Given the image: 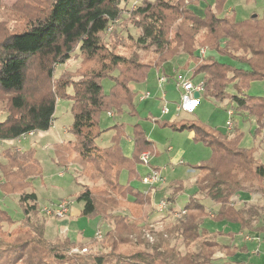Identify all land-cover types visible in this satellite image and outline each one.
I'll list each match as a JSON object with an SVG mask.
<instances>
[{
  "label": "trees",
  "instance_id": "obj_1",
  "mask_svg": "<svg viewBox=\"0 0 264 264\" xmlns=\"http://www.w3.org/2000/svg\"><path fill=\"white\" fill-rule=\"evenodd\" d=\"M200 1L194 0L181 11L177 40L182 54L186 56L184 66L188 68L192 64L191 77L204 75V94L207 97L231 100L237 104L239 111L254 117L259 133L264 129V97L251 96L246 91L251 83L264 81V16L251 17L246 21H238L234 15L223 16L222 4L225 0H217L215 5L207 6L204 17H200L191 9ZM171 10L173 7L168 3L148 2L137 6V14L145 21L139 42H149L155 47L157 60L153 65L131 66L132 62L125 57L109 54L105 71H94L71 85L73 124L69 132L73 134L74 141L66 148L76 154L75 161L80 168L88 172V166H91L89 179L96 184L94 187L83 184L76 201L82 206L83 217H98L111 227L104 234L98 229L102 238L98 239L96 232L88 242H104L103 246L109 244L111 252L106 255L79 252L71 257L60 253L59 249L66 251L73 245L69 241L60 245L59 239L51 241L47 238V217L42 213L37 194L25 192L26 187L32 188V185L11 181L14 174H38L39 166L33 158L35 150L17 153L9 147L4 153L7 162L0 164V186L6 196L21 192L19 202L25 218L22 222H15L0 209V264H52V261L65 264H109L112 261L114 264H235L229 258L247 249L224 245L215 238L216 235L232 237L239 232L254 230L264 242V224L254 228L259 216L257 206L246 204L237 208L236 200L241 191L252 195L255 193L257 201L264 200V163L255 157V148L241 146L243 134L237 130L227 136L193 120L182 119L177 124H163L175 131H191L196 142L204 143L212 151L210 161L192 167L197 171V194L185 207V214L175 218L163 230H148L154 223H149L150 227L144 224L148 217L145 208L152 205L157 188L148 190L137 202L130 198L128 185L120 181V174L124 170L130 177L136 175L135 168L140 163L141 154L148 152L152 155L154 145L142 127L136 124L132 127L134 153L127 156L120 146L126 136V124L117 122L107 131H102L99 126L100 114L107 111L109 115L113 111L118 117L125 114L135 116L136 96L131 85L146 82L152 70L165 75L163 66L179 57V51L170 52L167 47L169 31L166 17ZM120 14V0H55L47 15L23 32L12 34L0 42V91L12 96L11 111L4 120H0V142L16 141L30 133L49 131L55 120L56 98L63 96L68 89L63 85L53 97H44L39 102L29 101L25 86L31 64L35 60L42 67L48 63L51 66L64 64L76 47L88 58L98 57L103 50L101 35L108 31ZM205 46L217 54L239 60L248 69L233 68L212 56L199 61L200 49ZM121 65L126 69L120 73V77L110 75ZM48 72L51 75L52 69ZM191 77L188 76L190 80ZM105 78L114 83L110 94L104 92L101 83ZM231 86L235 88V94L228 92ZM106 132H114L112 143L99 147L97 140ZM12 151H16L15 155ZM59 162L66 168L74 164L63 158ZM160 191L157 189V192ZM173 192L178 191L174 189ZM174 196L168 197L171 211L174 209ZM204 199L217 206V209L211 210L215 222L213 226L206 224L211 215ZM114 209H118L122 215L112 219L110 212ZM6 225L12 229L5 231ZM212 227L221 229L213 234ZM235 227L238 228L235 230ZM147 232L152 233V242L147 238ZM172 237L181 239L188 252L183 254L172 246ZM75 247L79 250L85 248L79 245ZM129 248L139 251L123 257Z\"/></svg>",
  "mask_w": 264,
  "mask_h": 264
},
{
  "label": "rangeland",
  "instance_id": "obj_2",
  "mask_svg": "<svg viewBox=\"0 0 264 264\" xmlns=\"http://www.w3.org/2000/svg\"><path fill=\"white\" fill-rule=\"evenodd\" d=\"M54 1L55 0H0V42L12 34L23 32L35 21L47 15ZM148 2L152 4L168 3L173 7V10H171L166 17V28L169 31L167 47L170 52L179 51L180 55L178 58L163 66L167 76L169 75L171 78H174L176 74L175 71L177 70L179 74L191 77L193 66L192 64H190L188 68L184 66L187 61L185 54H182L181 52L182 48H179L178 46L177 31L181 24V11L185 7L194 3V0H120L121 14L119 18L111 24L108 31L101 35L103 50L98 57L93 59L88 58L78 47H76L71 58L64 64L51 66L48 63L45 67H42V65L35 60V62L29 67L27 71L25 94L31 102H39L44 97L48 96L53 97L55 92L59 90L61 86H68L66 93H63V96L60 95L56 98L57 108L54 116L55 120L49 131L34 133L31 136H26V138H21L16 141L0 142V164H5L7 162L4 158V153L9 147L13 148L11 150H16L17 153H26L31 149L35 150L33 158L36 159L39 166V171H37L38 174L35 176H31L29 172H24V176L21 174H14L11 181L16 184L22 182V185H32V188L26 187L25 192H35L38 195V202L41 209L44 207H53L62 200L74 201L73 207L80 209V205L77 203L76 198L82 190V185L89 184L91 187L96 185L89 179V176L92 174L91 166H88V172L85 168H80L75 161L77 157L76 154L70 152L66 148L71 141H74L73 134L69 132V129L73 124L71 98L73 95V89L71 85L81 81L83 77L89 76L94 71H105V65L106 63H109L107 60L109 54H116L125 57L132 62L131 66L140 64L147 67L156 62L157 53L155 47L151 46L149 42L146 44L139 42V39L143 36L141 27L145 21L137 14L136 10L137 6ZM216 2L217 0H201L199 4L192 5L191 9L198 16L204 17L207 6L215 5ZM221 15H234L238 21H246L254 15L263 18L264 0H225L222 4ZM202 49L207 50V57L212 56L222 64H227L233 68L248 69L246 64L241 63L239 60H235L230 56L217 54L216 52L209 50L206 46L200 50ZM199 61H205V58L200 56ZM49 69H52L51 75L48 74ZM116 69L117 70L111 72L110 75L120 77V73L124 72L126 68L121 65ZM203 79L204 75L202 74L191 77L194 84H199ZM101 83L104 92L110 94L112 87L114 86L113 80L105 78ZM131 89L136 96L134 101L136 107L135 116L131 117L125 114L124 116L118 117V114L113 111H111L112 115L109 116L107 111H103L100 114L99 126L102 131H107L115 126L117 122H124L126 124V136L121 140L120 146L127 156H133L134 153L135 147L133 144L132 127L136 124H139L142 127L148 140L154 145L151 150L152 155L150 164L153 169L161 170L162 175L167 181L165 183L166 186L165 184H162L157 187V189H160L161 191L157 192L156 189V194H153L154 197L152 204L154 206L163 199L175 196L173 197L174 209L171 213L168 211L169 213L160 214L157 211V213H155L151 207L145 208L149 217H146L147 220H145L144 224L147 226L149 223H154V228L147 227L148 230L154 229L160 231L174 222V215L183 208L184 197L189 199L187 202L188 204L192 201V196L197 194V187L195 184L197 176L196 174L191 173L192 167H199L210 161L212 157L211 149L202 142H196L191 131H175L170 128V126L165 127L163 124H177L182 119H187L205 125L222 135L231 136L237 130L240 134H243L241 146L247 149L255 148L257 150L255 157L264 162V129L258 133V125L256 124L255 118L239 111L235 102H232L231 100L220 101L216 98L207 97L203 93L193 114L189 115L183 112L177 113L176 107L177 104L181 102V95L175 90V86L171 81V83L164 89L167 93L166 100L170 112L168 115L164 116L162 110L165 104L155 98L157 97L160 99L162 96V93L158 90L157 86L156 70H152L149 73L146 82L133 84L131 85ZM228 92L230 94H235L236 90L231 86L228 88ZM146 93H151L153 95L152 99L146 103H141L140 98ZM246 93L251 96L264 97V81L251 83ZM11 97L10 94L0 91V120H4L11 111ZM228 109H233L235 112V115L232 117L234 122V129L232 132H229L226 128ZM113 114L114 117H112ZM156 121L158 122L156 123ZM113 133L114 132H106L102 138L97 140V145L99 147L110 146ZM169 148H171V150H169ZM16 151H12L13 154ZM60 158L72 163L75 161V163L66 168L60 165ZM180 161L181 163H179ZM135 171L136 175L132 177L129 176L127 171H122L120 174L121 183L128 185L129 188L138 192H140V190L148 189L149 187L142 183L141 178L148 174L149 169L143 164L138 163ZM61 173H64L63 177L60 176ZM1 183L0 180V185ZM174 183L179 184H177V186H171ZM180 183L182 184L180 185ZM174 189L178 192H173ZM20 193L21 192L18 191L15 194L6 196L3 194L0 186V209L7 212L15 222H22L25 218L23 208L19 202ZM254 195L255 193L253 194V201L247 203V205L255 204L257 206L259 216L254 223V228H256L264 224V200L257 201L255 200L256 197ZM180 197L183 201H180ZM99 200L101 199L99 198ZM203 202L207 206L211 215L210 218L206 220V224L213 226V223L215 222L212 220L213 215L211 210H213L215 206L213 203H210L208 199H204ZM244 206L245 205L240 207L237 206V208H242ZM158 214L160 216H158ZM110 215V218L113 219L116 216H121L122 212L118 209H114L110 212ZM66 218L62 220L46 218L47 235L51 237L58 236V244L64 245L66 244V241H69L70 243V240L66 239L68 235L66 232L64 233L67 224L69 231L76 232L77 234L83 233V235H85V240L77 244L88 249L89 253L85 255L91 253L106 255L111 252L109 244L103 246L104 242L100 244L88 243L91 238L95 237L98 229L104 234L108 229H111L110 226L103 223L98 217H85L82 221L73 224L66 223ZM11 229L12 228L7 225L4 228L5 231ZM211 229L213 234H215L217 233V229H221V227H212ZM249 233L250 235L245 234V236L242 237V241L246 238H257L254 230ZM216 236L217 237L215 238L221 242L235 246L238 244L239 247L242 246V242L239 243L241 238L236 241L232 238H226L221 235ZM104 237L102 240H104ZM170 242L171 245L175 246L181 251V253L185 254L188 252L185 246L181 244V239L172 237ZM75 246L76 245H73L69 249H66V251L65 249H59L61 250L60 253L64 254L66 257L74 256L70 251L72 248H76ZM254 246L255 248L253 249L249 246L247 247L248 251L252 254L239 256L237 257V260H234L233 262L235 264H264V242L258 237L256 242H254ZM137 251H139V249L130 250L129 248V251L126 252L123 257L132 255ZM257 259L261 260L258 262ZM51 263L65 264L64 262L61 263L54 261ZM109 264H114V262L112 261Z\"/></svg>",
  "mask_w": 264,
  "mask_h": 264
},
{
  "label": "built area",
  "instance_id": "obj_3",
  "mask_svg": "<svg viewBox=\"0 0 264 264\" xmlns=\"http://www.w3.org/2000/svg\"><path fill=\"white\" fill-rule=\"evenodd\" d=\"M201 57L205 58L207 55V50L202 49L200 51ZM169 82L168 76L162 75L158 79V85L159 88H161L163 85L167 84ZM177 83L180 87L181 90V102L177 104V112L178 113H185V114H192L196 110V107L199 103V99L195 98V93L201 95L205 91V84L199 83V84H194L192 80L189 78H186L185 76H178L177 78ZM151 96L150 93H146L141 97V101H144L146 99H149ZM165 106L163 108V115H168L169 110H168V105L166 102V99L164 95H162L161 99ZM166 102V103H165ZM112 114L110 113L109 116ZM235 115V112L233 109H228L227 110V116L228 120L226 123V128L229 132H232L234 129V122L232 120V117ZM34 133H30L26 136H31ZM26 136H23L22 138H26ZM150 159L151 155L148 152L142 153L140 156V163L143 164L144 166H150ZM64 173H61L60 176L63 177ZM142 183L149 187L148 190L151 189H156L159 185L163 184V178L160 173V171L151 169L149 173L142 178ZM147 190V191H148ZM146 191V193H147ZM74 201H69V200H62L60 201L57 205H54L53 207H44L42 208V213L49 218H56V219H64L68 216V214L71 211V208L73 207ZM171 203L168 201V198L161 200L158 204H156V211L160 214H165V213H171L172 211L170 210ZM169 211V212H168ZM185 214V207H183L178 213L174 215L175 218H180ZM154 228V225L151 226ZM96 237L98 239L102 238V233L100 231L97 232ZM147 238L152 242L154 240V237L151 232H147ZM87 253L88 249L84 248L79 250L78 248H72L70 253Z\"/></svg>",
  "mask_w": 264,
  "mask_h": 264
},
{
  "label": "crops",
  "instance_id": "obj_4",
  "mask_svg": "<svg viewBox=\"0 0 264 264\" xmlns=\"http://www.w3.org/2000/svg\"><path fill=\"white\" fill-rule=\"evenodd\" d=\"M175 77L174 78H171L169 75V82L167 83V84H165V85H163L161 88H159V85H158V79H159V77L160 76H162L163 74H161V73H157V86H158V90L162 93V95H164V97H165V99H167V93H166V91L164 90L165 88H166V86L168 85V84H170L171 83V81L173 82V85L175 86V90L178 92V93H180V95H181V90H180V87H179V85H178V83H177V78H178V76H180V75H182V76H184L183 74H179V72L176 70L175 71ZM165 76H167L166 74H165ZM186 78H188L187 76H185ZM204 80H202L200 83H202ZM135 90V89H134ZM151 94V93H150ZM152 94H151V96H150V98L149 99H146V100H144V101H141L140 100V102L141 103H146L147 101H149V100H151L152 99ZM141 97H143V96H141ZM201 97H202V95H201ZM200 97V98H201ZM157 100H160V101H162L161 99H162V96H161V98L160 99H158L157 97H155ZM141 99V98H140ZM163 102V101H162ZM166 102H167V100H166ZM165 102V103H166ZM164 103V102H163ZM168 105V104H167ZM176 112H177V107H176ZM170 113V112H169ZM178 113V112H177ZM193 114V113H192ZM190 115V114H189ZM164 116H166V115H164ZM187 120V119H186ZM264 133V132H263ZM192 136H194V134L192 133ZM169 150H171V148H169ZM256 152H257V150H256ZM262 162H263V160H262ZM179 163H181V161L179 162ZM264 163V162H263ZM147 167V166H146ZM147 169H149V171L151 170V169H153L152 168V166H151V164H150V166H148L147 167ZM155 170H158V171H160V173H161V175H162V172H161V170H159V169H155ZM191 173L192 174H196V176H197V171L196 170H193V169H191ZM149 173V172H148ZM162 178H163V184H165L166 183V181H167V179L162 175ZM165 186H166V184H165ZM148 189H144V190H140V192H138V191H134V190H132L131 188H129L128 189V192H129V195H130V198L131 199H133V200H135V201H137V202H139L140 200H141V198L146 194V191H147ZM170 191V190H169ZM251 196V197H250ZM37 197H38V195H37ZM188 198H186V197H184V205L182 206V207H186V204H187V202H188ZM236 200H237V206L238 207H240V206H242V205H246L247 203H250L251 201H253V195H251V194H249V193H247V192H244V191H241V192H239L238 194H237V197H236ZM38 201H39V198H38ZM180 201H183V199L180 197ZM210 203H212L211 201H210ZM182 204V203H181ZM80 205V209H77V208H72V210L70 211V214L68 215V217L65 219L66 221V223H69V224H73V223H75V222H80V221H82L85 217H83L82 216V208H81V204H79ZM181 206V205H180ZM151 208H153V211L155 212V213H157L156 212V204L153 206V204L150 206ZM215 208H217V206H215ZM214 208V209H215ZM154 213V214H155ZM158 216H160L159 214H158ZM149 217V216H148ZM160 218V217H159ZM76 220V221H75ZM64 222V223H65ZM238 227H235V228H233V229H237ZM234 230V232H238V231H235ZM219 231V229H217V232ZM66 232V234L68 235V237L66 238V239H68V240H70V243L72 244V245H77L79 242H83L84 240H85V235H83V233H76V232H71V231H69V229H68V227H67V224H66V226H65V229H64V233ZM250 232V231H249ZM248 231H243V232H239V234H237L236 236H232V237H226V238H232V239H234V240H236V241H238V239L239 238H241L239 241V243H241L242 242V246L241 247H239L238 246V244H236V246L235 245H233V246H235L237 249H242V248H245V249H247V247L249 246V247H251V249H253V248H255V246H254V242H256V239H258V237H260V236H258V234L256 233V237L257 238H249V239H245V240H243L242 241V237L243 236H245V234H248V235H250V233H249ZM80 235V236H79ZM248 235H247V237H248ZM47 238L49 239V240H51V241H53L54 239H58V236H55V237H51V236H48L47 235ZM89 239V238H88ZM260 239V238H259ZM86 240H87V238H86ZM219 241V240H218ZM220 243H222V244H224V245H229V243H225V242H221V241H219ZM247 245V246H246ZM262 251V250H261ZM250 255V254H252L251 252H249L248 251V249H247V251L246 252H240V253H237L234 257H232V258H230V260H232V261H234V260H237V257H239V256H244V255ZM259 258V257H258ZM261 259H257V261L259 262ZM247 264V263H246Z\"/></svg>",
  "mask_w": 264,
  "mask_h": 264
},
{
  "label": "water",
  "instance_id": "obj_5",
  "mask_svg": "<svg viewBox=\"0 0 264 264\" xmlns=\"http://www.w3.org/2000/svg\"><path fill=\"white\" fill-rule=\"evenodd\" d=\"M253 17L255 18V17H256V15H254ZM195 98H196V99L200 98V94H198V93H195Z\"/></svg>",
  "mask_w": 264,
  "mask_h": 264
}]
</instances>
